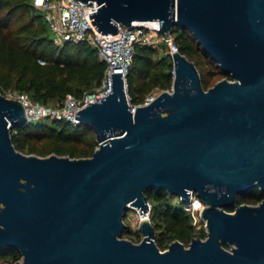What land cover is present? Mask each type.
I'll return each mask as SVG.
<instances>
[{"label": "water", "instance_id": "obj_1", "mask_svg": "<svg viewBox=\"0 0 264 264\" xmlns=\"http://www.w3.org/2000/svg\"><path fill=\"white\" fill-rule=\"evenodd\" d=\"M95 1L99 31L179 24L232 78L204 88L177 50L170 89L132 110L125 76L112 69L110 90L74 112L97 140L80 157L18 150L10 128L27 120L25 107L0 92V249L21 253L4 264H264V197L237 203L254 187L264 192V0ZM154 187L183 202L194 190L206 235L160 249L147 215ZM128 207L147 216L138 241L120 236Z\"/></svg>", "mask_w": 264, "mask_h": 264}, {"label": "trees", "instance_id": "obj_2", "mask_svg": "<svg viewBox=\"0 0 264 264\" xmlns=\"http://www.w3.org/2000/svg\"><path fill=\"white\" fill-rule=\"evenodd\" d=\"M180 27L176 24L173 28L178 50L194 61L204 88L216 72L232 78L203 50L187 28ZM199 53L217 70L205 68L197 58ZM105 68L106 61L99 57L91 43L83 40L65 41L62 45L55 43L43 11L33 4V0H0V83L4 87L25 91L34 100L57 103L66 93L80 96L86 91H94V86L103 79ZM172 70L173 62L168 52L159 55L158 46L135 45L125 74L131 102L142 103L155 87L160 90L170 88ZM10 134L18 150L39 155L54 152L74 157L89 156L97 145L95 131L90 125L73 123L62 116L26 120L13 125ZM145 193L151 204L149 219L155 227L154 240L160 249H165L175 238L188 244L193 236L206 235L204 226L197 228L192 223L190 214L176 195L157 187L146 189ZM263 197L264 192L254 187L239 194L237 203L258 202ZM225 209L231 211L233 206ZM128 230L126 225L121 235ZM0 255L16 259L21 253L18 248L8 246L0 249Z\"/></svg>", "mask_w": 264, "mask_h": 264}, {"label": "built area", "instance_id": "obj_3", "mask_svg": "<svg viewBox=\"0 0 264 264\" xmlns=\"http://www.w3.org/2000/svg\"><path fill=\"white\" fill-rule=\"evenodd\" d=\"M33 4L43 11L55 43L87 41L96 48L99 57L106 61V68L102 79L104 88L86 91L80 96L66 93L61 102L53 105L34 100L27 92L6 88L0 83L1 93L8 97H15L23 103L27 120L44 116H62L76 123L78 120L74 119L75 110L85 106L89 101L100 100L110 90V73L112 69L120 70L125 76L135 52V45L151 44L153 46H161L170 55L178 50V43L173 30L170 32L161 30L158 19L135 20L131 27L116 22L118 30L114 33H105L96 29L94 26L96 24L90 20L93 17H89V12L95 11L98 6L95 0H33ZM172 73L174 75V69ZM152 97V94H148L142 103L147 102ZM126 98L132 104V110H134L135 105L139 103L131 102L127 87ZM189 192L190 199L187 202H183L180 196H177V198L184 210L190 214L192 223L197 228L204 226L206 231V221L200 214L204 202L194 190L190 189ZM148 204L150 210L151 204L149 201ZM140 215L141 213L137 210L136 223L138 226L141 219ZM147 215H149V211Z\"/></svg>", "mask_w": 264, "mask_h": 264}, {"label": "rangeland", "instance_id": "obj_4", "mask_svg": "<svg viewBox=\"0 0 264 264\" xmlns=\"http://www.w3.org/2000/svg\"><path fill=\"white\" fill-rule=\"evenodd\" d=\"M175 27H176V24H174L173 28H175ZM181 28L182 27H180V29ZM173 32H174L173 34L175 36L176 32L175 31H173ZM155 33H159V32H155ZM62 44L63 43H60L59 45H62ZM165 53H167V52H166L164 47H161V46L158 47V54L159 55H163ZM197 58L202 62L203 66L205 68L211 67L213 70H217L216 66L213 65V63L208 62L207 57L203 56L201 53L198 54ZM221 78L231 79L228 75L216 72V73H214V75H212L208 86H211L213 83H215L217 80H219ZM102 88H104L103 80H101V83L99 85L94 86L93 89L94 90H101ZM159 91H161V90L155 87L151 90V92L149 94H152L154 96ZM48 104L53 105L56 103L52 102V103H48ZM30 153H33V152H30ZM172 200H175L174 197H172ZM244 202H248V201H244ZM249 203H256V202H249ZM136 216H137V209H135L134 207H128L124 216H123V219H124V222L129 226L131 231L128 230L127 232L123 233V235L120 234V236L126 237V238H133V239H135L134 241H138L142 238V233L140 232V230L138 228V224L136 223ZM20 258H21V255L16 259H13L11 256H7V258L6 257L4 258L3 256L0 255V264H4L5 262H15L16 260H18Z\"/></svg>", "mask_w": 264, "mask_h": 264}, {"label": "bare ground", "instance_id": "obj_5", "mask_svg": "<svg viewBox=\"0 0 264 264\" xmlns=\"http://www.w3.org/2000/svg\"><path fill=\"white\" fill-rule=\"evenodd\" d=\"M234 210H231V212H233ZM145 217H147L146 215H144V214H141L140 215V218H145Z\"/></svg>", "mask_w": 264, "mask_h": 264}]
</instances>
